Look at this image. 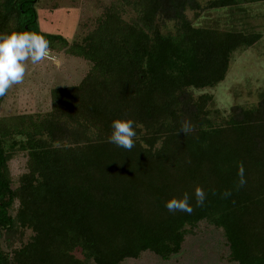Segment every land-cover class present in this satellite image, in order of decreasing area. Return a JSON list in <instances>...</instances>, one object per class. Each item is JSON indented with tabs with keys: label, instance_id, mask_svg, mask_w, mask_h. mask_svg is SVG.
I'll return each instance as SVG.
<instances>
[{
	"label": "trees",
	"instance_id": "16d2710c",
	"mask_svg": "<svg viewBox=\"0 0 264 264\" xmlns=\"http://www.w3.org/2000/svg\"><path fill=\"white\" fill-rule=\"evenodd\" d=\"M37 2L0 0V34L35 32L49 54L88 70L49 90L48 112L0 116V264H121L146 252L166 261L201 222L221 230L230 262L264 264V92L225 116L212 95H194L223 82L232 54L262 36L187 17L264 0H120L72 44L39 29ZM116 119L135 123L130 151L108 143ZM183 123L190 132L179 133ZM16 153L26 164L13 187ZM185 193L190 215L165 208Z\"/></svg>",
	"mask_w": 264,
	"mask_h": 264
},
{
	"label": "rangeland",
	"instance_id": "374dc122",
	"mask_svg": "<svg viewBox=\"0 0 264 264\" xmlns=\"http://www.w3.org/2000/svg\"><path fill=\"white\" fill-rule=\"evenodd\" d=\"M198 1L205 5L212 0ZM113 4L120 5V0H38L35 6L38 27L47 34L63 37L68 44L80 42L94 28L104 8ZM133 17L131 9L123 7V19L129 21ZM187 17L194 27L214 26L231 32L261 34L262 39L252 48L232 54L223 82L194 94L212 95L213 108L222 116L234 104L253 107L258 95L264 92V3L208 11L201 13L197 19L188 11ZM87 70L86 62L64 53H50L48 58L37 64L25 61L23 80L13 84L3 95L0 116L48 112L49 90L56 86L76 85ZM25 164L26 156L23 153H16L8 163L13 187L25 172ZM31 236L30 231H24L22 242H28ZM1 249L4 250V247L1 246ZM228 253L221 230L201 222L188 232L180 252L169 260L163 261L146 252L137 259H128L121 264H235L229 261ZM75 255L82 258L79 253Z\"/></svg>",
	"mask_w": 264,
	"mask_h": 264
},
{
	"label": "clouds",
	"instance_id": "9594fccd",
	"mask_svg": "<svg viewBox=\"0 0 264 264\" xmlns=\"http://www.w3.org/2000/svg\"><path fill=\"white\" fill-rule=\"evenodd\" d=\"M48 55L49 42L42 35L27 30L0 34V96H3L13 84L22 82L25 74V61L30 60L32 64H37ZM110 127L111 134L108 137V143L130 151L134 147V138L137 135L134 121L116 119L112 121ZM178 131L183 134L188 133L191 131L190 125L183 123ZM243 184L244 180L241 178L240 186ZM223 195L227 197L230 193L224 192ZM194 196L196 206H202L205 201L203 189L197 187L194 190ZM164 206L169 212H184L190 215L193 211L187 193L181 198L166 201Z\"/></svg>",
	"mask_w": 264,
	"mask_h": 264
},
{
	"label": "built area",
	"instance_id": "2783aa9c",
	"mask_svg": "<svg viewBox=\"0 0 264 264\" xmlns=\"http://www.w3.org/2000/svg\"><path fill=\"white\" fill-rule=\"evenodd\" d=\"M48 58V57H47Z\"/></svg>",
	"mask_w": 264,
	"mask_h": 264
}]
</instances>
